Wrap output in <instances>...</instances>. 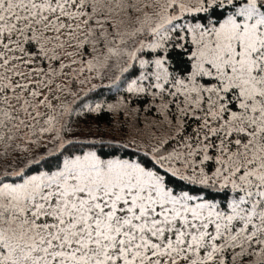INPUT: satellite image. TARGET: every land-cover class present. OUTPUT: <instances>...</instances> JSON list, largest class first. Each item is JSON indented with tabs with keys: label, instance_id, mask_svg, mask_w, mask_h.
I'll return each instance as SVG.
<instances>
[{
	"label": "snow or ice",
	"instance_id": "snow-or-ice-1",
	"mask_svg": "<svg viewBox=\"0 0 264 264\" xmlns=\"http://www.w3.org/2000/svg\"><path fill=\"white\" fill-rule=\"evenodd\" d=\"M0 264H264V0H0Z\"/></svg>",
	"mask_w": 264,
	"mask_h": 264
}]
</instances>
